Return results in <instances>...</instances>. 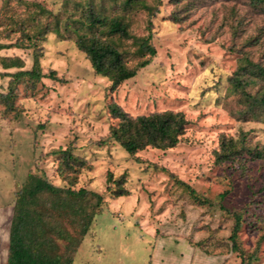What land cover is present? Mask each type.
I'll return each instance as SVG.
<instances>
[{"label": "rangeland", "instance_id": "1", "mask_svg": "<svg viewBox=\"0 0 264 264\" xmlns=\"http://www.w3.org/2000/svg\"><path fill=\"white\" fill-rule=\"evenodd\" d=\"M116 20L130 38L110 32ZM93 44L136 76L112 89ZM246 93L264 97L258 0H0V264L38 180L64 192L29 201L34 248L64 264H264V108ZM112 106L188 124L175 147L130 154L110 138ZM223 141L233 159L218 160Z\"/></svg>", "mask_w": 264, "mask_h": 264}, {"label": "trees", "instance_id": "2", "mask_svg": "<svg viewBox=\"0 0 264 264\" xmlns=\"http://www.w3.org/2000/svg\"><path fill=\"white\" fill-rule=\"evenodd\" d=\"M258 1L264 4V0ZM92 17L95 24L100 22L94 19L93 14ZM110 32L112 34H118L126 39L130 38L128 28L118 20L111 24ZM85 49L91 57L93 68L97 74H111L112 89L117 88L122 82L136 76L137 69L129 70L126 68L123 64L121 54L114 48L93 44L85 46ZM140 49L151 57L156 55L155 48L149 44L148 40H144L140 43ZM149 63V60L144 61L139 68H144ZM26 74L32 78L47 77L56 81H62V79L58 78L56 71L53 70L45 75H42L39 69L26 72ZM233 84L235 88L241 89L244 84L249 85L250 82L247 80L242 81L235 76ZM245 95L248 99L252 100L251 109L264 108L263 96H251L247 93ZM111 113L115 118L122 120V125L112 130L110 138L118 140L122 147L130 154H135L148 146L163 149L175 147L180 141L179 137L184 134L185 127L188 124L183 113L169 112L164 114H153L149 117L141 116L134 119L116 106L111 107ZM230 146V143L227 144L225 141L222 142L221 149L223 153L219 156V161L233 159L232 155H236ZM252 157L253 159L261 158L262 154L261 152H256ZM62 192H64V190L43 180H38L30 188L21 191V204L16 211V217L11 228L8 264H64L60 260L52 259L46 256L41 250L34 248L36 239L34 238V233L30 232L32 216L29 210V201L39 194L51 193L53 195H59ZM67 192L72 197L79 198L87 197L89 194L88 191L83 189L79 192L70 190ZM91 195L99 197L97 194ZM238 227L239 223L235 225L233 230V236L231 237L233 240L236 238ZM236 247V244H234V249L238 250ZM67 264H72V262L68 261ZM242 264H247V262L243 260Z\"/></svg>", "mask_w": 264, "mask_h": 264}]
</instances>
